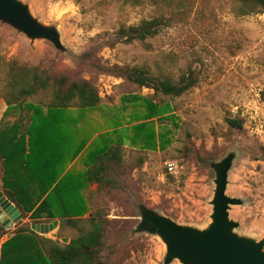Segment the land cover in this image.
<instances>
[{
	"label": "rangeland",
	"instance_id": "rangeland-1",
	"mask_svg": "<svg viewBox=\"0 0 264 264\" xmlns=\"http://www.w3.org/2000/svg\"><path fill=\"white\" fill-rule=\"evenodd\" d=\"M19 1L40 23L56 28L65 50L45 39L31 40L0 21L2 60L37 66L68 81L85 79L100 97L93 108L57 111L47 128L48 136L61 138L69 151L59 171L69 175L71 184L67 210L81 211V217L96 212L105 220L101 255L109 264H163L162 240L133 232L138 204L178 224L206 227L214 188L208 163L229 151L235 158L226 194L242 201L230 205L229 218L237 222L238 234L256 240L264 236V12L239 14L236 0H181L182 10L148 0L136 5L122 0ZM159 13L171 15V21L147 38L149 49L138 42L109 45L120 25ZM132 65L148 66L153 73L162 69L174 77L191 66L198 80L181 95L152 96V89L122 77L121 69ZM4 69L0 63V84ZM49 94L50 89L39 90L29 104L47 101ZM150 99L154 109L147 107ZM227 118H237L241 126H230ZM112 143L124 148L116 183L87 184V152ZM168 162L175 164L172 173L166 171ZM59 219L19 221L7 234ZM58 226L43 235L61 243L75 235V230ZM168 264L182 263L173 259Z\"/></svg>",
	"mask_w": 264,
	"mask_h": 264
},
{
	"label": "trees",
	"instance_id": "trees-1",
	"mask_svg": "<svg viewBox=\"0 0 264 264\" xmlns=\"http://www.w3.org/2000/svg\"><path fill=\"white\" fill-rule=\"evenodd\" d=\"M131 4L144 3L147 0H122ZM157 7L169 9L171 7L182 10L183 3L175 0H148ZM239 14L255 10L264 12V0H236ZM171 15L159 13L158 15L141 19L136 24L120 25L115 31V38L109 45L121 41L125 43L138 42L142 47L149 49L148 37L156 35L163 26L171 21ZM0 63L5 66L0 96L8 108L22 106L29 98L35 96L39 90L50 89L47 101L37 100V105L28 104L29 108L38 105L46 107V125L49 128L54 124L57 111L75 107L78 109L93 108L100 102L96 88L85 79L68 81L64 75L51 76L40 70L37 66L28 67L18 64L15 60ZM121 75L137 86L152 89V96L168 95L171 97L181 95L196 85L198 71L191 66L186 67L176 77L159 69L151 72L145 65L125 66ZM147 107L155 108L156 103L148 100ZM150 110V109H149ZM58 119V116H57ZM230 126L240 127L237 118H227ZM49 141H53L50 138ZM82 148L80 144L77 151ZM124 157V148L120 143H112L92 149L87 152L88 164L83 172V180L87 184H96L99 187H112L116 182L114 174L119 171ZM53 163V159L48 161ZM59 173L48 177L47 194L34 207L29 214L31 219H37L43 213L45 221L54 216H59L58 229L75 230V235L66 243L40 235L28 226H20L17 230L4 239L0 244V264H109L101 255L106 247L105 226L106 222L98 213H91L81 217V211H70L69 194L71 184L69 175ZM67 175V176H66ZM74 188V183H73ZM12 200L11 196H8ZM34 204V203H33ZM30 207H32V205ZM60 208V211L55 209ZM27 207V206H26ZM26 216L21 212V217ZM0 225V238L6 234Z\"/></svg>",
	"mask_w": 264,
	"mask_h": 264
},
{
	"label": "water",
	"instance_id": "water-1",
	"mask_svg": "<svg viewBox=\"0 0 264 264\" xmlns=\"http://www.w3.org/2000/svg\"><path fill=\"white\" fill-rule=\"evenodd\" d=\"M0 21L7 23L29 39H45L64 51L54 26L40 23L19 0H0ZM235 158L229 151L217 161H210L214 172V188L210 199V221L204 228L181 225L157 211L138 204L139 222L133 232L157 235L165 245L163 264L177 259L182 264H264V236L259 240L235 232L237 222L230 219L228 209L241 204L238 198L226 194L227 174ZM2 198H0V202ZM21 215L14 210L6 216L0 212V225L9 230ZM58 223H30L34 232L43 235ZM66 241V238L63 239Z\"/></svg>",
	"mask_w": 264,
	"mask_h": 264
},
{
	"label": "crops",
	"instance_id": "crops-1",
	"mask_svg": "<svg viewBox=\"0 0 264 264\" xmlns=\"http://www.w3.org/2000/svg\"><path fill=\"white\" fill-rule=\"evenodd\" d=\"M29 103L30 99L22 106L8 108L0 96V212L6 216L14 210L20 215L26 213L24 218L13 223L12 229L19 221H45L44 213L37 219H31L29 214L47 194L48 177L59 173L69 153L67 148L63 149L61 138L49 141L46 107L29 108ZM51 159L53 163L48 170ZM10 235L4 234L0 244Z\"/></svg>",
	"mask_w": 264,
	"mask_h": 264
},
{
	"label": "built area",
	"instance_id": "built-area-1",
	"mask_svg": "<svg viewBox=\"0 0 264 264\" xmlns=\"http://www.w3.org/2000/svg\"><path fill=\"white\" fill-rule=\"evenodd\" d=\"M175 169V164L174 162H168L166 164V171L169 172V173H172ZM1 239V238H0Z\"/></svg>",
	"mask_w": 264,
	"mask_h": 264
}]
</instances>
